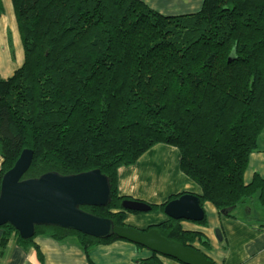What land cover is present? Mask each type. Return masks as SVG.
Masks as SVG:
<instances>
[{
	"label": "trees",
	"instance_id": "obj_1",
	"mask_svg": "<svg viewBox=\"0 0 264 264\" xmlns=\"http://www.w3.org/2000/svg\"><path fill=\"white\" fill-rule=\"evenodd\" d=\"M11 2L23 61L0 77V179L23 149L33 155L22 178L98 169L109 201L80 208L128 226L120 204L131 198L117 193V169L163 143L178 149L180 170L200 187V206L209 202L226 217L254 201L264 210V179L243 181L264 129V0H202L197 11L176 15L142 0ZM182 194L148 203L150 210ZM181 221L167 217L142 230L208 248ZM0 227V248L12 233L33 245L41 264L37 235L73 237L85 252L119 239L54 225H37L23 239L10 224ZM137 264L164 263L152 252Z\"/></svg>",
	"mask_w": 264,
	"mask_h": 264
},
{
	"label": "crops",
	"instance_id": "obj_2",
	"mask_svg": "<svg viewBox=\"0 0 264 264\" xmlns=\"http://www.w3.org/2000/svg\"><path fill=\"white\" fill-rule=\"evenodd\" d=\"M142 1L159 13L176 15L168 9L172 0ZM201 1L185 0V12L181 14L197 11ZM0 3V77L7 78L22 64L23 49L12 2L0 0ZM179 157L176 147L154 144L133 164L117 169L118 195L149 204H161L178 193L199 195L200 187L180 170ZM254 174L264 179V142L259 144V140L257 149L248 156L243 173L244 183L250 182ZM259 207L254 201L236 208L232 217H226L219 214L211 203L203 202L201 208L205 223L182 220L180 225L184 230L197 231L206 237L208 248L201 247L197 242L193 246L216 264H264V214L259 213ZM166 218L159 209L137 213L124 211L123 222L137 229H145ZM3 233L4 229L0 227V241ZM33 242L38 246L44 264H89V260L94 264H137V260L152 253L123 239L96 244L87 252L73 237L56 240L47 235H37ZM159 258L164 264H182L161 255ZM0 264L41 263L33 245L18 242L11 233L6 245L0 248Z\"/></svg>",
	"mask_w": 264,
	"mask_h": 264
},
{
	"label": "water",
	"instance_id": "obj_3",
	"mask_svg": "<svg viewBox=\"0 0 264 264\" xmlns=\"http://www.w3.org/2000/svg\"><path fill=\"white\" fill-rule=\"evenodd\" d=\"M32 155V150L23 149L1 176L0 226L10 224L23 239L32 237L37 225L73 229L95 238L114 235L182 264H212L199 250L166 239L155 228L114 225L108 218L83 211L81 206L100 207L109 201L108 181L98 169L70 175L46 172L37 178H22ZM120 205L124 211L150 210L148 203L139 200H123ZM163 213L171 219L192 222L200 221L204 215L198 196L192 193L169 200Z\"/></svg>",
	"mask_w": 264,
	"mask_h": 264
},
{
	"label": "rangeland",
	"instance_id": "obj_4",
	"mask_svg": "<svg viewBox=\"0 0 264 264\" xmlns=\"http://www.w3.org/2000/svg\"><path fill=\"white\" fill-rule=\"evenodd\" d=\"M184 4H185V0L184 1L172 0L171 2H169L170 8H168V9H171V11H174L175 14H181V13L185 12V11H183V9H185V7H186ZM164 5H166V4H164ZM164 15H167V14H164ZM263 142H264V129L259 136V144H263ZM258 206H259V204H258ZM259 208H261V207H259ZM260 210H261V212H259V213L264 214V210L262 208Z\"/></svg>",
	"mask_w": 264,
	"mask_h": 264
}]
</instances>
